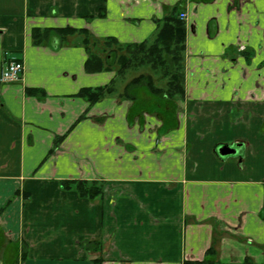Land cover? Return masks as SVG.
<instances>
[{"label": "crops", "instance_id": "crops-1", "mask_svg": "<svg viewBox=\"0 0 264 264\" xmlns=\"http://www.w3.org/2000/svg\"><path fill=\"white\" fill-rule=\"evenodd\" d=\"M182 13L183 97L124 100L117 67L86 69L81 30L104 57L108 39L151 41ZM14 59L21 79L0 81V264H264V0H0V78ZM114 80L96 103L78 96Z\"/></svg>", "mask_w": 264, "mask_h": 264}, {"label": "trees", "instance_id": "trees-1", "mask_svg": "<svg viewBox=\"0 0 264 264\" xmlns=\"http://www.w3.org/2000/svg\"><path fill=\"white\" fill-rule=\"evenodd\" d=\"M37 32L39 31L34 30V37L37 36ZM66 32L67 34H73L76 31L69 28ZM80 32L86 36L85 45L89 54L86 64L88 72L111 70L117 67V76L120 80H123L130 71L150 70L149 73L140 72L127 82L119 95L120 98L124 100L136 99L137 94L134 90L138 87H146L156 98L174 100L184 96L185 21L174 15L166 17L160 23L155 37L151 41L140 44L121 46L117 45L116 41L108 39L103 49V52H105L104 57L90 50V44H96L98 40L92 37L87 30H81ZM40 41L41 39L38 41L35 39L36 44H40ZM113 45L117 47L113 48ZM116 92L117 87L114 80L104 87L82 89L78 96L93 104ZM62 187L65 189L75 187L81 197L89 199L102 195L104 190L103 184L98 185V183L84 181H65L62 183ZM81 246L87 250H93L100 248V243L84 241ZM211 253H214V251L210 250L208 254Z\"/></svg>", "mask_w": 264, "mask_h": 264}, {"label": "built area", "instance_id": "built-area-1", "mask_svg": "<svg viewBox=\"0 0 264 264\" xmlns=\"http://www.w3.org/2000/svg\"><path fill=\"white\" fill-rule=\"evenodd\" d=\"M180 18L185 20L186 14L182 13ZM24 69V63L21 60L14 59L10 61L7 67L2 71L0 81L3 84H9L18 81L21 79Z\"/></svg>", "mask_w": 264, "mask_h": 264}, {"label": "water", "instance_id": "water-1", "mask_svg": "<svg viewBox=\"0 0 264 264\" xmlns=\"http://www.w3.org/2000/svg\"><path fill=\"white\" fill-rule=\"evenodd\" d=\"M236 150L232 146H223L220 148L219 153L221 156H229L235 154Z\"/></svg>", "mask_w": 264, "mask_h": 264}, {"label": "rangeland", "instance_id": "rangeland-1", "mask_svg": "<svg viewBox=\"0 0 264 264\" xmlns=\"http://www.w3.org/2000/svg\"><path fill=\"white\" fill-rule=\"evenodd\" d=\"M113 47H117V46H115V45H113ZM143 71H145L146 73L148 72L149 73V69H145V70H139V71H130L129 73H128V75L125 77V80L127 81V80H129V79H132L134 76H136V75H138L140 72H143ZM123 81H124V79H123ZM120 84H122V80H120V82H119V85ZM159 85V84H158ZM161 85V84H160Z\"/></svg>", "mask_w": 264, "mask_h": 264}]
</instances>
